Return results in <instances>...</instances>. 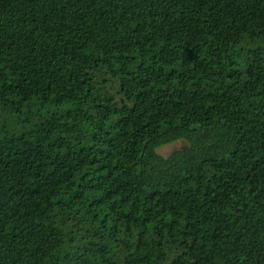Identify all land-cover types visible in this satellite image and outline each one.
<instances>
[{
	"label": "trees",
	"instance_id": "trees-1",
	"mask_svg": "<svg viewBox=\"0 0 264 264\" xmlns=\"http://www.w3.org/2000/svg\"><path fill=\"white\" fill-rule=\"evenodd\" d=\"M0 264H264V0H0Z\"/></svg>",
	"mask_w": 264,
	"mask_h": 264
},
{
	"label": "rangeland",
	"instance_id": "rangeland-1",
	"mask_svg": "<svg viewBox=\"0 0 264 264\" xmlns=\"http://www.w3.org/2000/svg\"><path fill=\"white\" fill-rule=\"evenodd\" d=\"M187 142L186 141H178V142H175L171 145H167V146H164L162 147L160 150H159V153L165 157L169 156L170 154H172L173 152L175 151H178V150H181V149H184L187 147Z\"/></svg>",
	"mask_w": 264,
	"mask_h": 264
}]
</instances>
